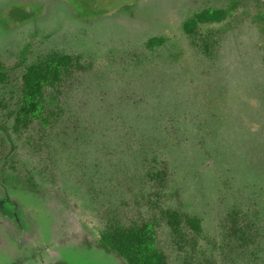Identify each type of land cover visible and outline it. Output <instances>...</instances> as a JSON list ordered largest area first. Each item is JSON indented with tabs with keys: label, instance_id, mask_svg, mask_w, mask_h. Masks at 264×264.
Listing matches in <instances>:
<instances>
[{
	"label": "rangeland",
	"instance_id": "rangeland-1",
	"mask_svg": "<svg viewBox=\"0 0 264 264\" xmlns=\"http://www.w3.org/2000/svg\"><path fill=\"white\" fill-rule=\"evenodd\" d=\"M0 60V264H264V0H0Z\"/></svg>",
	"mask_w": 264,
	"mask_h": 264
},
{
	"label": "trees",
	"instance_id": "trees-1",
	"mask_svg": "<svg viewBox=\"0 0 264 264\" xmlns=\"http://www.w3.org/2000/svg\"><path fill=\"white\" fill-rule=\"evenodd\" d=\"M8 76H9L8 67L5 65V63L2 60H0V84L7 81ZM187 223H188L189 228L194 233H197V234L201 233L202 222L200 219L194 216H190L187 218ZM124 239L127 241L126 243L129 244V246L131 245L132 247L135 248V252L138 254V252L140 251L139 247L142 246L141 244H143L139 235L134 231H128L124 235Z\"/></svg>",
	"mask_w": 264,
	"mask_h": 264
}]
</instances>
